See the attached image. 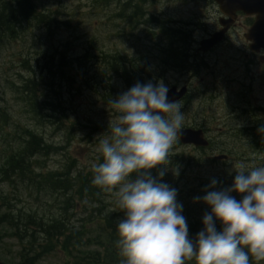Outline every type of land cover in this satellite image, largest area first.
Returning a JSON list of instances; mask_svg holds the SVG:
<instances>
[{
    "label": "rangeland",
    "instance_id": "374dc122",
    "mask_svg": "<svg viewBox=\"0 0 264 264\" xmlns=\"http://www.w3.org/2000/svg\"><path fill=\"white\" fill-rule=\"evenodd\" d=\"M32 1L29 22L13 37L0 38V168L7 169L6 162L24 146L29 130L56 150L30 158L34 175L61 169L90 173L99 156L98 142L110 134L108 124L118 116L111 101L135 83L149 81H163L168 88L187 86L189 94L178 103L182 127L203 128L213 147L212 153L195 152L191 147L177 148L175 141L168 156H181L185 162L171 166V159L149 170L153 177L164 171L161 182L176 189L183 207L192 194L191 207L202 217L210 209L202 202L193 204V198L202 194L195 192L196 183L215 179L212 190L218 191L231 186L237 165L264 166V137L257 131L264 127V67L250 66L244 56L242 35L248 19H239L209 52L196 54L198 42L219 27V12L211 0H153L136 8H124L122 0ZM179 53L184 63H175ZM51 57L56 68L49 72L45 64ZM25 85L31 86L30 92ZM49 104L59 110L52 112ZM216 154L227 155L228 160L210 162ZM188 158L201 165L195 167ZM9 173L0 184V214L10 207L12 214L32 215L40 222L59 217L63 196L32 186L23 174ZM104 193L99 214L108 210L121 214L114 194ZM93 205L79 207L77 202L76 209L66 210L72 213L69 221L95 219L89 218ZM12 233L9 226L0 225L2 263H23L31 256V264L63 263L57 252L26 253L27 243ZM250 264L264 261L253 258Z\"/></svg>",
    "mask_w": 264,
    "mask_h": 264
},
{
    "label": "clouds",
    "instance_id": "9594fccd",
    "mask_svg": "<svg viewBox=\"0 0 264 264\" xmlns=\"http://www.w3.org/2000/svg\"><path fill=\"white\" fill-rule=\"evenodd\" d=\"M168 91L163 81L137 82L112 100L118 116L108 124L110 134L99 140V156L90 166L92 184L113 193L123 213L116 230L124 264L264 261V166L241 163L230 187L208 190L217 186L213 179L202 197L193 198L210 209L194 239L176 189L161 182L164 171L151 175L149 170L165 165L184 119L180 105L168 100ZM257 131L264 137V127Z\"/></svg>",
    "mask_w": 264,
    "mask_h": 264
},
{
    "label": "trees",
    "instance_id": "16d2710c",
    "mask_svg": "<svg viewBox=\"0 0 264 264\" xmlns=\"http://www.w3.org/2000/svg\"><path fill=\"white\" fill-rule=\"evenodd\" d=\"M102 1L107 4L110 0ZM151 1L122 0V6L124 8L127 5L138 7L141 3L144 4ZM33 12L34 6L32 0H0V38L2 35L13 37L16 31L23 28L24 23L29 22V19L33 16ZM163 31L166 32L168 30L164 29ZM176 57L175 63L178 64L180 61L184 63L185 57L182 59L180 53L176 54ZM182 62L180 63L181 67H183ZM63 64L65 63L61 59V66ZM55 65L53 57H51L45 64V69L51 72L53 68H56ZM31 83L30 85L32 86L33 82ZM31 86L25 85L24 88L30 92ZM32 95H34V90ZM29 102L33 103L31 100ZM47 106L52 112L59 110V107L56 105L49 104ZM48 150L56 151L52 146H47L36 133L26 130L24 146L15 157H10L6 162L8 165L7 169L5 167L0 168V184L8 179L9 172L11 171H15L19 175L23 174L24 177L22 178L30 181L32 186H40L41 189L44 188L46 191L63 196V200L61 201L63 206L58 207L62 213L59 214L58 218H52L53 220H49L48 222L44 220L40 222L32 215L19 216L12 214L11 208L4 204L8 207V210L0 214V225L9 226L13 230V237L27 243V248H25L26 253L47 255L51 252H57L63 256L64 261L62 264H124V258L120 255L117 246L118 233L116 230V223L123 218V213L120 212L121 214H119L116 210H108L106 214H99V212H102L100 197L101 195H105V191L92 184V172L82 175L79 174L81 172H78V174L71 173V169H61L60 172L55 171L43 175H34L33 169H31L30 158L36 155H47ZM171 159V166L176 163L185 162L186 160L181 156H168L165 165ZM188 160L195 167L201 165L198 159L195 162L190 161L189 158ZM99 162H102V160ZM199 183L195 184V192L202 191V194L198 193V196L202 197L209 182L200 181ZM191 195L188 194V204H186L187 207H183L182 214L188 224L189 238L194 239L196 234L202 229V217L196 216L197 208L194 205L191 207ZM77 202H80L79 207L83 206L85 208H87V203H94L95 205L90 207L92 208V212L89 218L95 219H90L87 222L84 219L70 222L69 220L73 218L72 213H67V211L70 208L76 209ZM196 218L200 219L197 220ZM28 224L32 225L31 231ZM217 224L219 223L217 222ZM217 226L220 227V224ZM37 237H40L38 238L39 240H37ZM31 260L32 256L31 258L26 257L23 263L19 262L18 264H31ZM186 264H195V261H188Z\"/></svg>",
    "mask_w": 264,
    "mask_h": 264
},
{
    "label": "water",
    "instance_id": "95a60500",
    "mask_svg": "<svg viewBox=\"0 0 264 264\" xmlns=\"http://www.w3.org/2000/svg\"><path fill=\"white\" fill-rule=\"evenodd\" d=\"M217 5L219 12L227 17V20L220 21L222 29L211 35L209 39L202 41L199 45V52L206 53L217 43L224 39V35L233 23L237 12H242L247 16H254V21L250 26L244 38L249 41V49L252 52H264V0H213ZM186 87H171L168 91V100L173 102L180 101L186 94ZM180 144L189 145L195 148L207 147L208 142L204 139L201 130L180 129L177 136ZM224 157H218L222 159ZM0 264H4L0 261Z\"/></svg>",
    "mask_w": 264,
    "mask_h": 264
},
{
    "label": "flooded vegetation",
    "instance_id": "af4514ba",
    "mask_svg": "<svg viewBox=\"0 0 264 264\" xmlns=\"http://www.w3.org/2000/svg\"><path fill=\"white\" fill-rule=\"evenodd\" d=\"M241 18H246V19H248V24H246V25H247L246 28H247V29L249 28V26L251 25V23H252V21H253V17H246V16H244V15L241 14V13H237V14H236L235 21H234V23L232 24L230 30H232V29L235 27V25H237L238 20L241 19ZM219 21H222L220 14H218V17H217V22H219ZM160 22H161V21H160ZM161 23H162V22H161ZM161 26H162V28H163V25H161ZM244 28H245V27H244ZM219 29H220L219 27L216 28V29H214L212 32L208 33V35H206L205 37H203L200 41H202V40L208 38L212 33L218 31ZM246 31H247V30H246ZM243 39H244V38H243ZM244 41H245V40H244ZM245 42H246V41H245ZM198 43H199V42H198ZM245 46H246V47H245V51H244V52H245V55H244V56H245V58L248 60L247 62H249L250 66L256 65V66H258V67H260V68L264 67V56H263V52L255 53V52H251V51H249L248 43H247V42L245 43ZM195 52H196V54L199 53V52H197V50H196ZM262 109H264V108H262Z\"/></svg>",
    "mask_w": 264,
    "mask_h": 264
}]
</instances>
